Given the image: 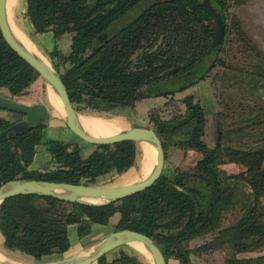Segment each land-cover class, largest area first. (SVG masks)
<instances>
[{
	"label": "trees",
	"instance_id": "obj_1",
	"mask_svg": "<svg viewBox=\"0 0 264 264\" xmlns=\"http://www.w3.org/2000/svg\"><path fill=\"white\" fill-rule=\"evenodd\" d=\"M244 1L209 0L224 22L223 38L214 46L215 20L204 0H25V15L35 32L51 30L55 37L70 33L69 52L60 61H55L59 54L56 47L49 55L76 109V105L85 104L124 113L133 110L137 99L166 97L213 76L217 66H224L218 78L225 82L239 83V73L247 74L248 85L254 89L255 79L264 80V52L238 19L227 26L229 3ZM141 20H147L146 24H139ZM232 32L234 36L228 37ZM159 34L165 43L156 55L138 51L144 37L155 39ZM237 41L235 46L242 43L233 49L248 59L250 69L226 63L221 55L226 42ZM255 56L258 62H254ZM38 76L0 31V86L20 95ZM212 81L215 83L211 77ZM246 92L252 95V91ZM182 101V112L163 117L150 109L148 118L164 150L172 145L199 153L193 172L177 168L168 175L163 169L151 186L101 204L32 193L7 197L0 202L5 248L37 259L63 253L70 246L69 224H76L77 234L83 236L93 223L106 224L118 212L114 229L146 233L179 264H195L185 242L208 232L213 237L199 245V250L230 248L224 264H264V252H260L264 250V98L253 99L252 104L239 100L236 107L243 109L239 117L244 114V124L233 128L227 127L226 114L216 111L215 146H209L203 137L207 118L200 101L192 93L184 95ZM12 122L0 118V129ZM43 127L10 129L0 137V184L13 178L90 182L106 173L127 171L136 162L137 141L95 144L84 156L77 143L45 137ZM39 144H44L51 156L52 165L45 170L30 167ZM227 162L240 163L244 169L227 172L220 167ZM237 205L243 213L236 221L222 225ZM253 251L258 253L238 255ZM114 261L141 264L137 253L123 249ZM97 262L105 263V254Z\"/></svg>",
	"mask_w": 264,
	"mask_h": 264
},
{
	"label": "rangeland",
	"instance_id": "obj_2",
	"mask_svg": "<svg viewBox=\"0 0 264 264\" xmlns=\"http://www.w3.org/2000/svg\"><path fill=\"white\" fill-rule=\"evenodd\" d=\"M25 0H19L18 7L16 11L11 12V20L14 23L15 26H18L22 28V30L31 36H34V31L29 30V27L27 25L28 23V17L25 15ZM225 17L227 26L229 28V25H231V21L233 23L234 20L238 19L240 21L241 27L247 32L252 42H254L258 48L264 52V0H245L241 3H229V6L225 10ZM147 20H141L139 24H146ZM28 29V31L26 30ZM228 35V34H227ZM234 33L232 32L229 34L228 37H233ZM164 38L163 34H159V36L152 38V37H144L141 41V46L138 48V51L144 52L145 55L151 56L156 55L160 49L164 47ZM238 43H230L226 42L224 45V48L222 50V57L225 58L226 63H239L242 65L243 68H247L249 65L248 59L240 52L236 51L233 48L238 47L241 45L242 41L235 46ZM43 54L46 56L45 52L41 50ZM264 55V53H263ZM61 57V56H60ZM252 59V58H250ZM255 61L258 62V59L256 56L254 57ZM225 69L224 66H217L213 70V76L212 74L208 76L207 80L203 81V83L200 84L198 91H197V97L202 103V106L204 108L207 122H206V129L204 134V139L208 143L209 146H215V141L217 139V133L218 130L216 128V117L215 112L216 111H222V113L226 114V117L224 118L225 123L228 125L227 127H236L235 125L241 124L243 125L244 122L242 120V117H244V114L239 117V113L243 110L242 108L236 107L238 101L242 102H249L253 103V99L258 100L260 98H264V88L262 87V82H264L263 79L257 78L256 80V87L253 89L252 86L248 85L249 79L247 74H240V80L239 83H234V80L229 81H223L218 78V76H221L222 70ZM250 69V66H249ZM255 69V68H254ZM257 71V69H255ZM226 71H229L228 68H226ZM211 77L214 81L211 83ZM261 79V80H259ZM252 91V95L248 94L246 90ZM4 90H6L5 87L0 88V93L4 95H9L12 98L15 99H21L25 98L27 100H43L40 102H43L47 105L50 113H51V119L52 118H58L60 119V122L65 123L64 120V111H59L58 109H55L54 105L49 100L48 96V84L43 79L41 75H39L28 87L25 93H22L18 96H13L12 94L5 93ZM255 94V95H254ZM22 95V96H21ZM173 106L170 105V107H156L151 108L154 109L155 112H158L163 117H169L174 114H178L182 112L183 109V103L179 102V99ZM78 109H76L79 113V115H91V116H99V117H110V116H117L121 120V123H123V127H128L130 125H127L128 123L135 122V120L132 119L133 113L125 111L124 113H113L108 110H102V109H96L89 106H86L85 104H79ZM75 107V105H74ZM137 115L139 116L138 121H145L146 124L151 126L152 123L147 118V108L145 102H139L137 105ZM262 111V110H261ZM119 114H122L119 116ZM23 116V115H22ZM19 112L14 113L15 119H19L22 117ZM142 122V123H145ZM46 123H49L48 120H46L43 124L44 126ZM63 126V125H62ZM62 128V127H61ZM48 128H45L47 130ZM43 129V134L47 138H55L62 142H71V143H77L80 147L81 154L87 155L94 147L95 144H92L90 142H87L83 140L81 137L76 135L74 132H72L66 124H64V128L60 130L51 129L48 131H45ZM47 134H50L47 136ZM139 144V143H138ZM140 145V144H139ZM150 147V156L148 160V164L150 166L151 164V156H152V150ZM165 154L167 155L168 161L167 164H165L164 171L168 175H172L174 172H176V169L179 168L181 170L193 172L195 161L199 157V153L195 150H176L175 146L168 145L166 149L164 150ZM140 146L138 149V155L136 162L133 166L128 168V170L123 171L121 173H106L104 175L98 176L93 181H90L89 183L93 184H121L130 182L132 180L140 179L142 174V171L140 170V164H142L143 160V154L141 153ZM52 164L50 163H43L40 168V170H45L49 168ZM221 168H224L227 172H240L244 169V166H242L240 163L236 162H227L220 164ZM149 169V168H148ZM135 171L137 179L133 178H125L126 176H130L131 172ZM147 175V174H145ZM132 177V176H130ZM243 213V209L240 208V205H237L234 207L228 214L226 215L225 219L222 222V225L232 223L237 220V218ZM115 228V226H114ZM213 237L212 232L205 233L203 235L190 237L185 242V246L189 248V256L195 264H224L225 258L231 253L230 248H207L206 250H199L197 247L199 245L208 243L211 238ZM86 244V243H85ZM121 249V248H120ZM123 249H125L127 252L130 253H137L133 248L131 243H126L123 246ZM73 250V248H72ZM88 247H84V249H81V252H87ZM264 252V250L260 251ZM258 253V251L253 252H242L238 253L239 256L243 255H253ZM141 264H151V259L149 257L148 260L144 259V257L137 253ZM165 257L168 259H173L175 256L171 255L167 252L164 253ZM237 255V254H236ZM0 257H2L0 255ZM3 258V257H2ZM152 258V256H151ZM153 261V260H152ZM168 264H171L170 262Z\"/></svg>",
	"mask_w": 264,
	"mask_h": 264
},
{
	"label": "water",
	"instance_id": "obj_3",
	"mask_svg": "<svg viewBox=\"0 0 264 264\" xmlns=\"http://www.w3.org/2000/svg\"><path fill=\"white\" fill-rule=\"evenodd\" d=\"M204 2L215 20V35L211 43L214 46L220 43L223 38L224 22L221 13L211 5L209 0H204ZM0 31L11 48L24 58L57 93L62 103L65 124L72 132L92 144H109L124 139H131L137 142L147 141L155 148V162L143 179L121 184H93L89 182L73 183L35 178H13L0 184V202L16 194L32 193L50 195L72 202L101 204L141 191L151 186L159 178L164 169L165 151L161 139L152 126L132 124L108 135H93L89 133L81 124L79 113L69 98L66 86L53 60L48 56L49 61H46L31 52L14 36L7 18L6 0H0ZM0 108L23 113L22 117L16 119L7 127L0 129V137L4 136L10 129L31 128L43 124L51 117L47 105L43 102L26 103L2 93H0ZM92 198L97 200H92ZM134 241L142 242L149 250L153 264H166V257L154 239L146 233L130 228L113 229L104 234L87 252L63 256L47 264H90L109 250ZM0 264L18 263L0 257Z\"/></svg>",
	"mask_w": 264,
	"mask_h": 264
},
{
	"label": "crops",
	"instance_id": "obj_4",
	"mask_svg": "<svg viewBox=\"0 0 264 264\" xmlns=\"http://www.w3.org/2000/svg\"><path fill=\"white\" fill-rule=\"evenodd\" d=\"M27 25L29 27V30L34 31L33 26L29 20H28ZM26 30L28 31V29H26ZM31 37H32L31 39H32L33 43L36 45V47L40 50H43L46 54H48L49 57H50L49 52L54 47H56L59 50V54L56 55L55 61H60V56L62 57L64 55H66L70 50V38H71L70 33H63L60 36L55 37L51 30H47V31H43V32H35L34 31V36H31ZM207 78H205V81L207 80ZM203 81H204V79L199 81L197 84H195L191 87H188L182 91L175 92L173 95H169L166 97L165 96H152V97H142L140 99H137L134 102L133 110L129 111V112L133 113L132 119L135 120V122L128 123L127 125H130V124L147 125L146 124L147 122H145V121H138L139 116L137 115V109L136 108H137V105L139 102H145V104H146V108H147L146 121H148L149 120L148 112L151 108H156V107L168 108V107H170V105L173 106L176 102H178V100H175L176 98L179 99V102L183 103L182 98L184 95H186L188 93L194 94L195 98L199 100V98L197 97V91H198L200 84L203 83ZM1 87H3V86H0V88ZM4 92L11 95V93L8 91L7 88H6V90H4ZM13 96H18V95H13ZM20 100L24 101L26 103L43 101V100H27L26 97L21 98ZM200 103H201V101H200ZM184 108H185V105L183 103L182 111L184 110ZM15 112L16 111L8 110L5 108H0V118L15 121L16 120L14 117ZM120 115H122V114H119V116ZM48 122L49 123H46V125L43 127L44 130H45V128H48L45 131L51 130L52 128L56 129V130H60V129L64 128V124H65V123H63V121L61 123L60 119H58V118H52L51 119V117L49 118ZM142 122H145V123H142ZM48 135H50V134H47V136ZM137 143H139V142H137ZM175 149L176 150H184V149L179 148V147H175ZM50 157H51L50 153L46 150L45 145L39 144L36 147V151H35L33 160L30 164V167L40 169L37 167H41L43 165V163H45V164L50 163ZM167 161H168V158H167V155L165 154L164 167H165V164H167ZM119 217H120L119 213L116 212L110 217L108 223H106V224L93 223L91 226L90 232L83 235V236H79L77 234L76 224H69L68 225L69 238H70L69 248L66 251H64L63 253H55L54 252V253L45 254L40 259H37V258L33 257L32 255L27 254V253L22 252V251L17 250V249L5 248V246L3 245L4 236L0 231V255L4 259L11 261V262H14V263H18V264H47V263H50V262H52L56 259H59L63 256H68V255H72L75 253H80L81 252L80 250L84 249V247L85 248L88 247V249L92 248L104 236V234H106L107 232L114 229V226L117 224ZM123 246L124 245H121L119 247L113 248V249L109 250L108 252H106L105 253V256H106V262L105 263H98L96 260L90 264H119L118 262H115L114 259L118 256L120 248L123 249ZM72 248H73V250H72ZM123 250L126 251L125 249H123ZM169 262L171 264H179V260L176 257H174L173 259H168V260L166 257V264H168Z\"/></svg>",
	"mask_w": 264,
	"mask_h": 264
},
{
	"label": "bare ground",
	"instance_id": "obj_5",
	"mask_svg": "<svg viewBox=\"0 0 264 264\" xmlns=\"http://www.w3.org/2000/svg\"><path fill=\"white\" fill-rule=\"evenodd\" d=\"M18 4H19V0H6L7 18H8V22H9L10 28L14 36L22 44H24L25 47L29 49L31 52L42 57L46 61H49L48 54L45 53L46 54L45 56L43 52H41V50L36 47L32 39L22 30V28L15 26L14 23L12 22L11 12L16 11ZM48 96H49L50 102L52 103V105H54L55 109L59 108V111H63L62 103L57 93L53 90V88L49 84H48ZM79 119L84 129L93 135H108V134L116 133L119 130H121L123 127V123H121V120L117 117H99V116H91V115H79ZM139 144H140L139 145L140 150L142 151L141 153L143 154L142 164H140V170L142 171V174H140L139 176H141L140 179H143L144 177H146L145 174L148 173V171L151 169V166L155 162V148L151 143L147 141H140ZM149 146H151V150H152L150 166L148 164L149 156L151 153ZM130 176H126L125 178H131V179L138 178V176L136 177L135 171L131 172ZM92 200H97V199L92 198ZM131 245H132V248L137 253L141 254L144 257V259L148 260L150 257L151 264H153L151 253L143 245L142 242L134 241V242H131Z\"/></svg>",
	"mask_w": 264,
	"mask_h": 264
},
{
	"label": "flooded vegetation",
	"instance_id": "obj_6",
	"mask_svg": "<svg viewBox=\"0 0 264 264\" xmlns=\"http://www.w3.org/2000/svg\"><path fill=\"white\" fill-rule=\"evenodd\" d=\"M171 95H173V94H171ZM20 113V112H19ZM20 115L22 116L23 115V113H20ZM110 117H114V116H110ZM115 117H117V116H115Z\"/></svg>",
	"mask_w": 264,
	"mask_h": 264
}]
</instances>
